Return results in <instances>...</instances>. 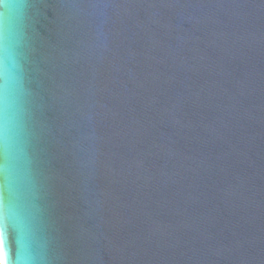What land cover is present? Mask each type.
I'll use <instances>...</instances> for the list:
<instances>
[{"label":"water","instance_id":"95a60500","mask_svg":"<svg viewBox=\"0 0 264 264\" xmlns=\"http://www.w3.org/2000/svg\"><path fill=\"white\" fill-rule=\"evenodd\" d=\"M4 264H264V0H0Z\"/></svg>","mask_w":264,"mask_h":264},{"label":"built area","instance_id":"2783aa9c","mask_svg":"<svg viewBox=\"0 0 264 264\" xmlns=\"http://www.w3.org/2000/svg\"><path fill=\"white\" fill-rule=\"evenodd\" d=\"M0 264H4L3 259H2V255H1V251H0Z\"/></svg>","mask_w":264,"mask_h":264}]
</instances>
